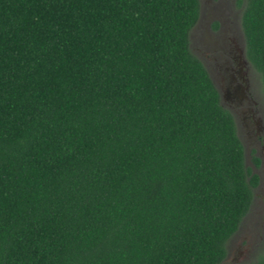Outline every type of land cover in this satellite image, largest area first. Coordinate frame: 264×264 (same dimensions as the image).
Masks as SVG:
<instances>
[{
    "label": "trees",
    "instance_id": "obj_1",
    "mask_svg": "<svg viewBox=\"0 0 264 264\" xmlns=\"http://www.w3.org/2000/svg\"><path fill=\"white\" fill-rule=\"evenodd\" d=\"M199 13L0 0V264H223L259 177L190 49ZM241 28L264 96V0Z\"/></svg>",
    "mask_w": 264,
    "mask_h": 264
},
{
    "label": "rangeland",
    "instance_id": "obj_2",
    "mask_svg": "<svg viewBox=\"0 0 264 264\" xmlns=\"http://www.w3.org/2000/svg\"><path fill=\"white\" fill-rule=\"evenodd\" d=\"M200 13L190 32V49L235 118L245 164L259 183L247 215L229 240L223 264H255L264 254V96L259 76L245 61L241 14L245 0H199ZM260 160L258 167L252 158Z\"/></svg>",
    "mask_w": 264,
    "mask_h": 264
},
{
    "label": "flooded vegetation",
    "instance_id": "obj_3",
    "mask_svg": "<svg viewBox=\"0 0 264 264\" xmlns=\"http://www.w3.org/2000/svg\"><path fill=\"white\" fill-rule=\"evenodd\" d=\"M245 61H246V59H245ZM247 62V61H246ZM247 64H248V62H247ZM249 65V64H248Z\"/></svg>",
    "mask_w": 264,
    "mask_h": 264
}]
</instances>
